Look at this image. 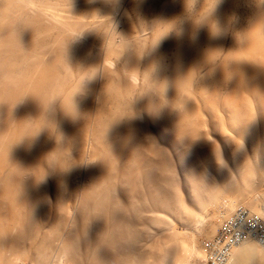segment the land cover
Here are the masks:
<instances>
[{"label":"bare ground","instance_id":"1","mask_svg":"<svg viewBox=\"0 0 264 264\" xmlns=\"http://www.w3.org/2000/svg\"><path fill=\"white\" fill-rule=\"evenodd\" d=\"M152 1L0 0V264H205L264 221V0Z\"/></svg>","mask_w":264,"mask_h":264},{"label":"built area","instance_id":"2","mask_svg":"<svg viewBox=\"0 0 264 264\" xmlns=\"http://www.w3.org/2000/svg\"><path fill=\"white\" fill-rule=\"evenodd\" d=\"M254 239L264 249V221L240 208L215 237L206 242V264H226L230 253L247 239Z\"/></svg>","mask_w":264,"mask_h":264},{"label":"rangeland","instance_id":"3","mask_svg":"<svg viewBox=\"0 0 264 264\" xmlns=\"http://www.w3.org/2000/svg\"><path fill=\"white\" fill-rule=\"evenodd\" d=\"M147 1H148V2H147ZM150 1H151V0H146L147 3H149ZM162 1H163V0H161V1H160V0H154V1H152V2H155V3H153V4H158V5H160V3H161ZM210 1H211V0H209V1H208V0H195L194 3H192L194 6H192V4L190 5V11H191V9L193 10V8H194V10H195V9H198V6H199V8H200V7H202V5H203V6H204V5H207V3H209ZM233 1H236V0H233ZM237 1H239V0H237ZM204 2H205V4H203ZM201 3H202V4H201ZM135 12H136V11H134V13H135ZM131 13H132V15H131ZM131 13H128L129 15L127 14V16H131V18L134 17L133 20H134V22L137 23V19H138V18H136V17H138L137 13H138L139 15H140V13H139L138 11H137L136 15H134L133 12H131ZM138 22H139V21H138ZM255 197H256V196H255ZM220 202H221L220 205L224 208V206H226L227 204H229V203H228V202H229V199H227V198H226V199H225V198L222 199V198H221ZM215 205H216V204H215ZM215 205H214V204H213V206L210 205L211 208L209 207L210 210H209L208 212H205V211H207V210L204 211V212H205L204 215L206 214V215L204 216V217H205V219H204L205 222L208 221L209 218L212 217V216H211V215L213 214L212 211L215 212V210L218 208V206H215ZM240 208H242V207H240ZM240 208H237L236 211H234L235 214H236V212L238 211V209H240ZM243 208H244V207H243ZM244 209H246V208H244ZM211 210H212V211H211ZM210 211H211L212 214L210 213ZM208 213H209V214H208ZM216 213H217V212H216ZM214 214H215V213H214ZM235 214H233V216H234ZM215 216H217V215H214V216L211 218L212 220H214V222H216V221H215L216 218L218 219V217H215ZM213 218H214V219H213ZM211 219H210V220H211ZM211 222H213V221H211ZM201 225H202V223H201V224H198L197 226H196V225L193 226V227H192V230L195 231V232L197 233L200 229H202V226H203V225H202V226H201ZM200 226H201V228H200ZM221 227H222V226H221ZM221 227H220V228H221ZM195 229H196V230H195ZM197 229H198V230H197ZM176 230H177V231L180 230L179 232H181V231L183 232V231H184V229L181 228V227L178 226V225H176ZM218 231H219V228H218V230H217L216 232L218 233ZM215 235H216V234H215ZM207 241H208V240H207ZM207 241H206V242H207ZM206 242H205V243H206ZM260 249H261V248H260ZM206 254H207V253H206ZM206 256H207V255H206ZM207 260H208V259H207ZM206 262H207V261H206ZM206 262H205V264H206Z\"/></svg>","mask_w":264,"mask_h":264},{"label":"snow or ice","instance_id":"4","mask_svg":"<svg viewBox=\"0 0 264 264\" xmlns=\"http://www.w3.org/2000/svg\"><path fill=\"white\" fill-rule=\"evenodd\" d=\"M191 0H187V6L190 9Z\"/></svg>","mask_w":264,"mask_h":264}]
</instances>
